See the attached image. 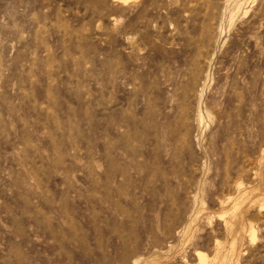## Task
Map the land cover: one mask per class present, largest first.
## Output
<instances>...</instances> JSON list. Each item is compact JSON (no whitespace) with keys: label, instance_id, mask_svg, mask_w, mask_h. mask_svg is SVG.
<instances>
[{"label":"rangeland","instance_id":"1","mask_svg":"<svg viewBox=\"0 0 264 264\" xmlns=\"http://www.w3.org/2000/svg\"><path fill=\"white\" fill-rule=\"evenodd\" d=\"M0 264H264V0H0Z\"/></svg>","mask_w":264,"mask_h":264}]
</instances>
